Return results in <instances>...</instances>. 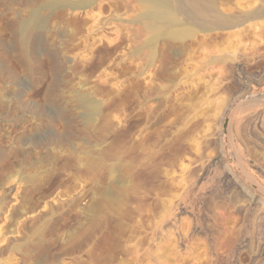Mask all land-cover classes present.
<instances>
[{"label": "rangeland", "instance_id": "obj_1", "mask_svg": "<svg viewBox=\"0 0 264 264\" xmlns=\"http://www.w3.org/2000/svg\"><path fill=\"white\" fill-rule=\"evenodd\" d=\"M57 1L0 0V264H148L123 255V240L113 251L118 221L135 235L130 251L264 264V195L252 185L264 191V0H226L237 15L257 11L236 27L204 33L203 18L191 17L208 35L192 54L161 37L146 45L141 0ZM33 15L23 45L20 25ZM114 136L147 142L160 168L154 178L145 168L147 183L129 192L133 220L90 210L97 170L82 159ZM162 199L173 200L165 220Z\"/></svg>", "mask_w": 264, "mask_h": 264}, {"label": "bare ground", "instance_id": "obj_2", "mask_svg": "<svg viewBox=\"0 0 264 264\" xmlns=\"http://www.w3.org/2000/svg\"><path fill=\"white\" fill-rule=\"evenodd\" d=\"M141 2L145 6V10L141 16V21L144 23L146 30L148 29V31L149 30L153 31V34L147 40L146 45L147 46L155 45L161 37L168 41L174 40V41H177L183 44L182 50L183 52L187 54H190V53L192 54L196 52L201 46L205 45L206 42L208 43L207 41L208 35H205V34L198 35L197 32L195 31V27L187 25L188 21L191 20V17L195 16L197 18L199 17L203 18V21L205 24L200 25L199 28L201 31L203 32L205 31L204 33H206V31L210 29L217 30L218 28L221 29V28L236 27L240 24H243L247 20H249L252 17V15L256 14L257 12L254 10V11L245 12L242 15H237L234 12L235 8H233L228 2H226V0H141ZM203 2H206V4H204ZM56 4L62 5V6L69 5L73 8L83 5V3L82 4L81 3L72 4L64 0H59L56 2ZM209 15L212 16V18H214L212 21H209L210 20V18H208ZM38 19L39 17L37 15H33L30 18L25 19L21 22L20 39L23 45H26L29 38L33 35L34 29L37 26L36 20ZM41 24L40 26L39 25L38 26L39 27L45 26L44 23H41ZM188 39H190L189 44H187L186 42V40ZM152 56L153 57L155 56L154 51L152 52ZM253 96H255L253 97L254 99L252 97L251 98L254 101H256V99L257 100L259 99L258 96L260 95L253 94ZM74 97L78 99L81 97V94L77 93L76 95H74ZM95 110H96V114L99 115L101 111L99 105L95 106ZM94 120H95L94 115L90 116L88 118V125H92L91 123L95 122ZM106 122L107 123L105 124H107V127H113V125H111L110 122L108 121ZM104 142H107L108 144V146L105 149L104 147H100V142H97V145L93 149V151L90 150L89 152H86L85 153L86 156L84 157V159H82V160L87 161L86 164H88L87 165L88 168H91V169L95 168L97 170L94 176V180L97 183L96 184L97 188L94 189L95 190L94 195H98L99 197L94 199V201L92 202L90 206V210L93 212V214L95 213L96 215H98L99 213H100L99 215H102L103 212L105 211L107 212L106 214L116 212L117 215L122 219L124 218L128 220H133L134 218L132 214L129 213L130 211H128L129 210L127 209L128 207L125 208L126 204L131 200V197H132L129 195V192L131 191L133 192L137 190L140 191L139 189H140V186L142 185L141 183L143 184L147 183V181L145 183L143 182L144 177L146 176L145 173L143 174V170L147 168L148 166H152V171L150 173L151 178L157 177V175L160 173V170H159L160 168H158V165L154 161V158L156 157L154 154H152V150L146 147L147 142L145 141L140 140V142L138 141L139 143L137 142L127 143L124 139H121L119 136H114V138H112L111 140L106 139ZM177 152L179 153L180 151H176V153ZM136 153L138 155H136ZM172 161L175 162V160L173 159ZM102 166H103L104 171L101 173L100 167ZM183 168H186V167L183 166ZM164 170H162L163 173L166 171ZM165 173H166V176H168V174H171L168 172H165ZM133 177L138 179L137 182L135 180L137 184L132 183V181H134ZM105 179H107V181H110V182L106 181L107 184L103 185L104 183L103 180ZM171 180L172 179L168 181L170 182ZM110 183L112 184V186L115 187L117 193L114 190H111L109 188L108 184ZM167 184L166 185L162 184L161 187H159V190H162L165 192L168 191L169 188ZM143 186L144 185H142L141 187ZM151 188H152L151 192L155 193L156 195H159V192L157 191V188L154 187V185L151 186ZM133 193H130V194H133ZM252 194L254 195L253 192ZM121 195H124L125 197V198H122L123 200H121L120 198ZM253 195L251 196L253 197ZM136 196H139V195L134 194L135 199H136ZM252 197L250 198L252 199ZM161 201H162L161 203L163 207L162 212H161L162 213L161 217L163 216L164 218L162 220H165L169 216H171V209L173 208V202H172L173 200H168V199L163 200L162 199ZM130 202H132V200ZM137 202H138V199H137ZM140 203L143 204L142 202ZM261 204L264 205L263 202ZM139 205L140 204L137 203V206ZM157 205L160 206V204H157ZM141 206H144V204ZM160 207L158 209H160ZM153 209H155L156 211V207ZM139 210L141 211V209ZM96 211H98V213H96ZM123 223L121 221L117 222L116 225L118 227V230H117L115 239L113 238L112 235H108L107 237V239H109L110 241L112 239L116 241L114 242L115 246L113 247L114 252L117 251L118 249L116 248L119 246L118 241L123 240V243H124L123 244L124 246L122 248L124 250L123 255L124 254L129 255L133 253L134 261H137L140 263V262H145L147 259L146 263L148 262V264L152 260L156 262L165 261L166 264H178V259L169 260V259H173V257L171 256L172 258L170 257L167 258L164 255L162 256L158 253V251L155 248H153V246L147 245L148 243L150 244V240H148V238L147 240L146 238L144 239L142 238L140 240V242H144L145 243L144 245H147V246H143L142 248L139 247L134 251H130V246L132 245L131 242L134 240L135 235H133L132 233L127 235L128 234V233L126 234L127 225L126 224L124 225ZM110 228H111V224H108L107 230L109 231ZM141 249H143L144 252H141ZM114 252L112 253V256L116 257V254ZM163 252L164 251H162V253ZM165 252H166V255H168L167 253L169 252H167V250ZM125 257L126 256H120L119 264L126 263ZM163 258H167V259H163Z\"/></svg>", "mask_w": 264, "mask_h": 264}, {"label": "water", "instance_id": "obj_3", "mask_svg": "<svg viewBox=\"0 0 264 264\" xmlns=\"http://www.w3.org/2000/svg\"><path fill=\"white\" fill-rule=\"evenodd\" d=\"M229 124H230V116H227L223 124L225 135L229 134ZM252 185L255 187L256 190H258L262 195H264V191L259 187V185L255 183H252Z\"/></svg>", "mask_w": 264, "mask_h": 264}]
</instances>
